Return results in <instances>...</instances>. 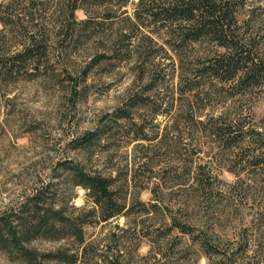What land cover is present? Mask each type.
Returning a JSON list of instances; mask_svg holds the SVG:
<instances>
[{"label":"rangeland","instance_id":"rangeland-1","mask_svg":"<svg viewBox=\"0 0 264 264\" xmlns=\"http://www.w3.org/2000/svg\"><path fill=\"white\" fill-rule=\"evenodd\" d=\"M237 1L243 56L264 58V0ZM163 4L78 0L66 24L62 11L21 6V26L0 34L3 73L25 44L48 40L0 81V212L52 180L54 204L67 202L83 229L82 241H31L43 264L58 252L74 264H264V77L213 75L222 49L145 13ZM67 160L110 178L121 213L103 221L67 183ZM0 264L27 263L0 250Z\"/></svg>","mask_w":264,"mask_h":264},{"label":"trees","instance_id":"trees-1","mask_svg":"<svg viewBox=\"0 0 264 264\" xmlns=\"http://www.w3.org/2000/svg\"><path fill=\"white\" fill-rule=\"evenodd\" d=\"M238 3L237 0H166V4H163L159 13L153 9L145 10V13L150 14L154 22L161 14L165 15L166 19L177 17L179 21L188 23L184 30L186 37L191 35L194 41L207 38L215 42L222 49V53L218 54L208 66L213 75L218 77L228 74L227 78H229L240 73V78L245 84L258 85L259 77L261 79L264 77V58L257 55L251 56L250 53H245L243 56L242 48L244 45L245 48L247 47L246 40L242 43L240 39H236L235 31L231 28L232 12L238 9ZM77 5L78 0H11L6 4L3 3L0 5V25L3 28L0 34L4 29L12 30L14 25L17 28L21 26V16L12 15L21 6L42 12L50 8H53L54 12L62 11L64 16L62 23L66 24L73 20L72 13ZM52 15L54 14L50 17ZM47 41V37L43 35L40 41L25 44L23 49L12 57L13 66H10L6 73L2 72L6 64H0V81L4 80V75L12 73L15 68L14 62L18 59L44 56L47 51ZM37 67L36 64L35 68ZM104 132L105 130L101 127L87 133L84 140L87 142L93 138L100 140ZM225 135L228 134L225 133ZM60 165L71 187L78 186L87 191V195L97 207L103 221L110 219L114 213H121L123 209L121 207L113 210L117 200L113 196L110 178L89 173L72 160L63 161ZM54 187L56 184L52 180H48L46 184L37 185L19 202L0 212L1 251L8 256L15 254L27 264H43L39 261L38 254L28 247L31 241L39 238L58 240L63 237L66 239L76 237L82 241V225L78 223L72 228L69 224L67 202L54 204V192H56ZM64 253L67 254V252ZM64 256L65 254L58 252L55 255L46 254L44 257H53L56 264H74L78 257L77 254H70L66 258Z\"/></svg>","mask_w":264,"mask_h":264}]
</instances>
